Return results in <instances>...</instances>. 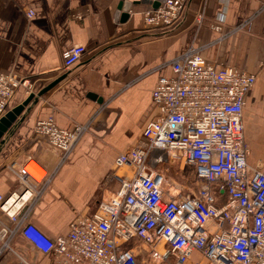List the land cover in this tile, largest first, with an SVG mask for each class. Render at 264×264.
Returning <instances> with one entry per match:
<instances>
[{
  "label": "crops",
  "instance_id": "1",
  "mask_svg": "<svg viewBox=\"0 0 264 264\" xmlns=\"http://www.w3.org/2000/svg\"><path fill=\"white\" fill-rule=\"evenodd\" d=\"M128 1V17L119 20V6ZM151 7L144 0H0V72L29 78L34 94L0 137V193L8 196L23 189L13 165L18 168L29 158L44 164L52 179L38 186L40 196L27 202L23 215L50 237L66 234L76 214L94 211L102 198L118 190L116 160L144 142L143 129L156 112L152 92L158 79L171 76V60L192 49L218 65L257 74L246 94L243 124L247 162L264 172V0H188L169 28L145 27L144 14ZM201 12L204 23L199 25L196 16ZM213 23L223 31L211 29ZM74 45H83L86 52L66 69L62 53ZM30 95L18 88L7 113ZM49 118L68 129L91 124L60 166V151L34 133L36 122ZM177 165L193 192L194 166ZM27 169L34 173L31 166ZM13 243L29 261L50 263L22 235ZM7 255L0 264L19 263L17 255Z\"/></svg>",
  "mask_w": 264,
  "mask_h": 264
},
{
  "label": "built area",
  "instance_id": "2",
  "mask_svg": "<svg viewBox=\"0 0 264 264\" xmlns=\"http://www.w3.org/2000/svg\"><path fill=\"white\" fill-rule=\"evenodd\" d=\"M187 2L165 0L149 8L145 27L169 28ZM27 15L34 11L27 9ZM196 21L204 23L202 12ZM209 27L223 31L220 24ZM85 52L83 45L64 50V67L75 66ZM170 65L173 74L160 77L153 89L156 112L143 129L144 142L116 160L118 190L94 211L76 214L66 234L50 237L23 215L53 173L33 158L12 166L23 189L0 193V260L11 254L19 257L18 264H35L13 248L20 234L33 251L50 258L49 264H145L141 254L146 264H264V172L247 162L243 124L246 94L257 74L218 65L194 49ZM20 87L33 94L29 78L0 72V115ZM90 125L62 128L49 118L38 120L34 133L60 151V166ZM162 164L194 166V191L183 195L170 186Z\"/></svg>",
  "mask_w": 264,
  "mask_h": 264
},
{
  "label": "water",
  "instance_id": "3",
  "mask_svg": "<svg viewBox=\"0 0 264 264\" xmlns=\"http://www.w3.org/2000/svg\"><path fill=\"white\" fill-rule=\"evenodd\" d=\"M145 2L151 3L153 5V7H158L160 5L161 2H164L165 0H144ZM131 7V2H125L122 5L119 6V11L117 13V17L119 20H125L128 17V12L130 10ZM63 77L58 78L57 80H55L54 82H52L51 84H49L46 88H44L40 94H44L45 92H47L49 89H51L52 87H54L61 79H63ZM34 98V94H31L28 99L20 106H18L17 108L13 109L12 111H10L9 113H7L5 116H3L0 119V137L2 136L4 130L6 129V127H8L11 122H13L17 115H19L21 113V111L24 109V107L30 102V100Z\"/></svg>",
  "mask_w": 264,
  "mask_h": 264
},
{
  "label": "rangeland",
  "instance_id": "4",
  "mask_svg": "<svg viewBox=\"0 0 264 264\" xmlns=\"http://www.w3.org/2000/svg\"><path fill=\"white\" fill-rule=\"evenodd\" d=\"M159 167L160 168L162 167L164 173L167 176V181L170 186L179 188L181 191V194L183 195L192 193L191 191H189V189H187L188 184L186 180H188V176H186V174L183 171H181L179 165L162 164ZM189 186H192V188H194L196 187V184L195 182H192L191 184H189ZM12 246L16 251L19 250L18 247L14 243L12 244ZM7 256H11V255L8 254ZM192 258L195 260V259H198L199 256L197 253H195ZM143 259H146V257L141 254L140 261L145 262L146 264V260H143Z\"/></svg>",
  "mask_w": 264,
  "mask_h": 264
},
{
  "label": "bare ground",
  "instance_id": "5",
  "mask_svg": "<svg viewBox=\"0 0 264 264\" xmlns=\"http://www.w3.org/2000/svg\"><path fill=\"white\" fill-rule=\"evenodd\" d=\"M36 166V168H39V166H37V165H35ZM32 167V166H31Z\"/></svg>",
  "mask_w": 264,
  "mask_h": 264
}]
</instances>
